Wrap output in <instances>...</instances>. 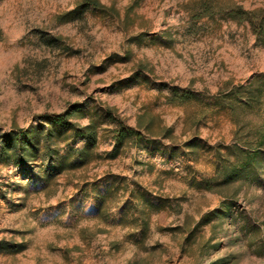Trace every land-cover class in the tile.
Wrapping results in <instances>:
<instances>
[{"label": "rangeland", "instance_id": "374dc122", "mask_svg": "<svg viewBox=\"0 0 264 264\" xmlns=\"http://www.w3.org/2000/svg\"><path fill=\"white\" fill-rule=\"evenodd\" d=\"M85 1L0 0V264H264V0Z\"/></svg>", "mask_w": 264, "mask_h": 264}, {"label": "trees", "instance_id": "16d2710c", "mask_svg": "<svg viewBox=\"0 0 264 264\" xmlns=\"http://www.w3.org/2000/svg\"><path fill=\"white\" fill-rule=\"evenodd\" d=\"M89 6L100 8L102 5L98 0H86L79 4L75 11H84V9ZM225 12L234 20L247 22L251 29L264 42V9L246 10L242 6H236L226 9ZM79 111H81V109L71 108L65 113L48 116L49 127H36L19 130L5 141L4 147L7 150L11 148L16 155L29 160L40 150L44 141L51 140L56 133L60 134L70 126L73 127L72 130L75 138L84 137L91 143L96 142L97 132L93 126H77L73 125L70 121ZM134 134L138 135V132L127 128H123L119 132V136L122 138ZM18 160L20 159L18 158Z\"/></svg>", "mask_w": 264, "mask_h": 264}]
</instances>
